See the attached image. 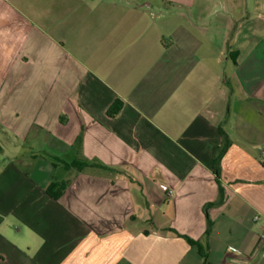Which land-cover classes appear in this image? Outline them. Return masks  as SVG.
Instances as JSON below:
<instances>
[{
  "label": "crops",
  "instance_id": "0c3cea01",
  "mask_svg": "<svg viewBox=\"0 0 264 264\" xmlns=\"http://www.w3.org/2000/svg\"><path fill=\"white\" fill-rule=\"evenodd\" d=\"M263 157L264 0H0V264H264Z\"/></svg>",
  "mask_w": 264,
  "mask_h": 264
},
{
  "label": "trees",
  "instance_id": "16d2710c",
  "mask_svg": "<svg viewBox=\"0 0 264 264\" xmlns=\"http://www.w3.org/2000/svg\"><path fill=\"white\" fill-rule=\"evenodd\" d=\"M121 107H122V104L120 101H117L115 102L110 108H109V115L110 116H115L119 113V111L121 110ZM223 138L226 139V135L223 133ZM51 158L55 161H59L58 158L56 157H53L51 156ZM67 168L69 170H75L77 172H81L83 171L84 169L88 168V167H99L101 168L102 170L104 171H110V172H116L118 173V170H115V169H112V168H109L101 163H90V162H87V161H75L71 164H66ZM70 184V181L69 180H66V181H63L61 183H56V182H52L49 186H48V189H47V192L48 194L55 200H58L66 191L67 187L69 186ZM222 200V197L220 198L219 202ZM213 204L210 203V204H207L205 206V211L207 212L209 207H211ZM208 229L206 231V236L209 237L210 236V231H211V227H212V223L211 221L209 220L208 222ZM187 238V237H186ZM187 240L189 241V243L191 245H195L198 247L199 249V252L200 254L206 259L207 257V253H206V250H205V247L199 242V241H193L191 240L190 238H187Z\"/></svg>",
  "mask_w": 264,
  "mask_h": 264
},
{
  "label": "built area",
  "instance_id": "2783aa9c",
  "mask_svg": "<svg viewBox=\"0 0 264 264\" xmlns=\"http://www.w3.org/2000/svg\"><path fill=\"white\" fill-rule=\"evenodd\" d=\"M263 161H264V157H263ZM166 191L168 193L169 196H173L174 192L173 190L166 188ZM260 217L259 216H255L254 217V221L257 222L259 221ZM257 251H264V232L260 234L259 236V241H258V245H257Z\"/></svg>",
  "mask_w": 264,
  "mask_h": 264
}]
</instances>
